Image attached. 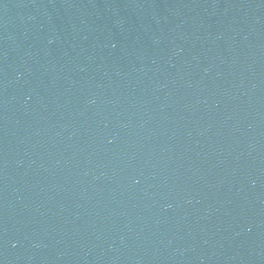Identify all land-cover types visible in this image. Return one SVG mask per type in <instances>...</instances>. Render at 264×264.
I'll return each instance as SVG.
<instances>
[{"label": "water", "instance_id": "95a60500", "mask_svg": "<svg viewBox=\"0 0 264 264\" xmlns=\"http://www.w3.org/2000/svg\"><path fill=\"white\" fill-rule=\"evenodd\" d=\"M0 264H264V0H0Z\"/></svg>", "mask_w": 264, "mask_h": 264}]
</instances>
